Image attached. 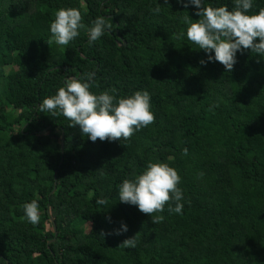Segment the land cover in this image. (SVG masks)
<instances>
[{
  "label": "trees",
  "instance_id": "16d2710c",
  "mask_svg": "<svg viewBox=\"0 0 264 264\" xmlns=\"http://www.w3.org/2000/svg\"><path fill=\"white\" fill-rule=\"evenodd\" d=\"M185 3L0 0V97L15 114L8 122L0 100V264H264V59L244 50L230 73L201 65L208 54L182 19L198 20L197 8ZM205 4L231 10L233 0ZM62 7L79 9L85 28L50 46ZM259 8L264 0H253L251 11ZM98 16L112 29L89 46ZM86 73L94 94L147 90L154 123L127 141L93 142L62 115L38 112L68 77ZM149 161L174 167L183 193L182 214L166 205L156 225L118 194ZM33 199L37 225L22 207ZM135 235V248L119 247Z\"/></svg>",
  "mask_w": 264,
  "mask_h": 264
},
{
  "label": "clouds",
  "instance_id": "9594fccd",
  "mask_svg": "<svg viewBox=\"0 0 264 264\" xmlns=\"http://www.w3.org/2000/svg\"><path fill=\"white\" fill-rule=\"evenodd\" d=\"M189 3L197 8L199 19L193 20L189 15L182 19L187 25V39L208 54L207 61H200L201 65L208 61L219 62L230 73L237 63V52L244 50H250L264 59V8L253 13V0H233L231 10L227 5H206L205 0H187L185 7ZM152 11L160 13V5ZM53 17L50 23L51 37L47 40L50 46L53 42L60 46L68 45L79 36L80 29L85 28L77 8H59ZM111 29L109 18H95L91 27L87 28L89 46ZM93 75L86 73L81 78L68 77L54 95L43 98L38 112H50L52 117L62 115L71 122L69 127L78 125L82 134L93 142L98 139L127 141L136 131L154 123L151 96L147 90H137L123 97L115 95L114 88L94 94L90 91ZM187 154L188 150L184 148L183 155ZM180 182L181 177L174 167L162 161H149L141 174L126 178L119 184V202L137 206L140 212L150 217L151 223L160 224L164 216L157 213H163L166 205L169 213L182 214L184 204L182 190L178 187ZM96 203L106 206L108 201L100 198ZM22 207L27 221L33 225L39 224L38 201L33 199ZM127 230L124 224L122 229L116 230V234ZM137 243L138 237L135 235L125 239L119 247L135 248Z\"/></svg>",
  "mask_w": 264,
  "mask_h": 264
},
{
  "label": "rangeland",
  "instance_id": "374dc122",
  "mask_svg": "<svg viewBox=\"0 0 264 264\" xmlns=\"http://www.w3.org/2000/svg\"><path fill=\"white\" fill-rule=\"evenodd\" d=\"M95 2H97L98 0H94ZM11 67H7L5 70H9ZM1 102L4 103L6 112H7V120L8 122H12L14 119L15 114L11 111V107L5 102V100L3 99V97H0ZM48 229H50L49 226H47ZM88 229V227H86V230Z\"/></svg>",
  "mask_w": 264,
  "mask_h": 264
}]
</instances>
